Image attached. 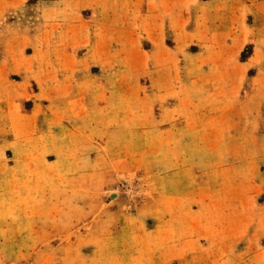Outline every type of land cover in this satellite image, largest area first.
I'll return each instance as SVG.
<instances>
[{
	"label": "rangeland",
	"instance_id": "374dc122",
	"mask_svg": "<svg viewBox=\"0 0 264 264\" xmlns=\"http://www.w3.org/2000/svg\"><path fill=\"white\" fill-rule=\"evenodd\" d=\"M196 1L108 53L62 28L95 0H22L0 22L24 36L0 62V264H264V45L253 9L197 21Z\"/></svg>",
	"mask_w": 264,
	"mask_h": 264
},
{
	"label": "crops",
	"instance_id": "0c3cea01",
	"mask_svg": "<svg viewBox=\"0 0 264 264\" xmlns=\"http://www.w3.org/2000/svg\"><path fill=\"white\" fill-rule=\"evenodd\" d=\"M86 0H79V5ZM95 0L94 10L96 14V19L93 23L87 21H79L76 27H73L70 22L64 21L62 23V28L64 30V35H67L68 40L66 44H83L86 42L87 35L85 34L87 30L93 29L90 33L92 37L91 41L95 42L98 51V45H102L99 48V52H112L113 45L117 43H126L129 39L134 40L136 36L140 33L143 37L151 40L153 36L154 40L157 37H161L166 33L168 15H171L174 26L181 23L183 19L182 14L177 12L175 5L167 8L166 0H156L155 5H151L149 0ZM181 1V0H180ZM218 0H197L191 8L192 13H194V18L198 21L200 12L204 8L210 7V5H215ZM235 1L230 6V16L231 13L237 14L236 10L239 8L254 10L253 14L256 17L254 25H256V35L254 37V42L257 46V50L261 49L262 41L264 39V0H233ZM237 1V2H236ZM22 4V0H0V22L8 14L14 12L17 6ZM177 6V5H176ZM196 12V13H195ZM211 14V13H210ZM196 15V17H195ZM192 17V19H193ZM243 17V13L240 12V19ZM246 16H244V26L241 30H236L234 32V39L229 45V55H238L242 50V44L245 43V29H246ZM178 19L177 23L176 20ZM191 19V20H192ZM176 23V24H175ZM55 26L54 24H52ZM74 25V24H73ZM19 24L17 22L0 25V62L3 64L1 67L5 70L7 75H9L10 64L16 62V57L9 54V49L20 42L23 35L19 32L11 35L7 33L8 31H14L17 29ZM140 26L141 30L136 28ZM55 27H53L54 29ZM75 29V31L73 29ZM78 29V31H77ZM85 30V33L83 32ZM73 31V35L71 32ZM177 31V29L175 30ZM242 31V32H241ZM5 32V33H4ZM4 38V39H3ZM248 41L250 39L248 38ZM227 46V45H226ZM228 47V46H227ZM109 57L110 55H106ZM9 104V103H8ZM13 103L11 107L13 108ZM12 108H7V112H11ZM9 115V113H7Z\"/></svg>",
	"mask_w": 264,
	"mask_h": 264
}]
</instances>
